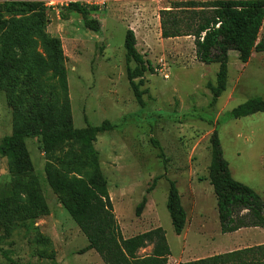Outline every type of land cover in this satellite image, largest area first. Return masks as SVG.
Segmentation results:
<instances>
[{
    "label": "rangeland",
    "instance_id": "1",
    "mask_svg": "<svg viewBox=\"0 0 264 264\" xmlns=\"http://www.w3.org/2000/svg\"><path fill=\"white\" fill-rule=\"evenodd\" d=\"M172 1L185 0L112 1L89 12L100 24L95 33L84 28L78 13L45 9L40 16L27 7L30 0H0V58H6L5 72L0 70V142L15 120L57 116L66 106L74 128L103 121L115 125L97 137L94 147L122 235L161 227L171 252L168 264H179L264 244V228L220 232L209 176L210 137L216 126L232 177L264 201V113L227 117L250 98L264 100V52H254L242 63L230 51L226 90L208 108L207 83H215L218 66L197 61L191 36L161 38L159 12ZM127 29L153 68L140 86L147 91L143 106L126 76ZM41 34L58 40L60 59L49 55ZM259 36H264V22ZM54 66L66 72V92L51 78ZM151 139L159 143L162 158ZM25 145L33 166L30 175L9 171L0 156V264H103L93 250L82 252L87 240L63 205L71 197L64 183L87 161L80 144L63 147L61 160L52 163V176L39 139L26 138ZM155 177L161 178L147 192ZM166 178L176 182L186 211L180 235L166 209ZM143 196L147 203L136 216ZM150 250L148 246L139 254Z\"/></svg>",
    "mask_w": 264,
    "mask_h": 264
},
{
    "label": "trees",
    "instance_id": "2",
    "mask_svg": "<svg viewBox=\"0 0 264 264\" xmlns=\"http://www.w3.org/2000/svg\"><path fill=\"white\" fill-rule=\"evenodd\" d=\"M27 7L30 11L38 12L40 16L45 14V7L39 0H30ZM96 10L70 4L61 11L78 13L84 28L97 33L100 24L89 17V12ZM263 22L264 0L172 1L167 8L159 12L161 38L191 36L197 61L206 65L217 64L215 83H207L211 94L208 108H213L226 90L229 52L234 51L242 63L248 62L254 52H264V36H259ZM41 39L54 60L62 57L58 40L43 34ZM123 47L129 86L138 104L143 106L142 95L147 91L141 90L140 86L143 84L144 74L152 73L153 68L150 61L145 60L137 51L135 35L130 29L124 33ZM5 59V55L0 58L2 73L5 72ZM132 62L134 67H130ZM52 70L51 78L66 92V72L56 66L52 67ZM256 113H264V100L261 97H253L239 104L227 113V117L239 119ZM32 118L30 121L13 122L11 133L1 139L0 156L7 160L9 171L32 174L33 166L25 139L36 137L47 160L46 172L52 176V163L61 160L58 154L63 147L73 141L80 144L87 161L64 183L71 197L63 205L87 240L82 252L93 250L103 264H168L171 252L161 227L125 238L115 217L107 182L101 173L98 152L94 147L97 137L113 130L115 125L103 121L97 126L88 124L84 128H74L68 106L57 116L40 114ZM208 122L213 123L212 120ZM151 142L157 150V156L162 158L163 152L159 143L153 139ZM210 143L209 176L216 198L220 232L226 234L242 228H264V201L251 187L232 177L228 162L223 157L216 126ZM159 178L161 177L153 179L147 192L153 190ZM166 179V209L173 231L180 235L186 225V211L182 206L176 182ZM146 203L147 197L143 196L135 208L136 216L141 214ZM148 246H151L150 252L140 255L139 251ZM179 264H264V244Z\"/></svg>",
    "mask_w": 264,
    "mask_h": 264
},
{
    "label": "built area",
    "instance_id": "3",
    "mask_svg": "<svg viewBox=\"0 0 264 264\" xmlns=\"http://www.w3.org/2000/svg\"><path fill=\"white\" fill-rule=\"evenodd\" d=\"M45 9L52 11H60L62 8L67 7L70 4H78L81 7L88 9L96 8L100 9L110 2L115 0H39Z\"/></svg>",
    "mask_w": 264,
    "mask_h": 264
}]
</instances>
